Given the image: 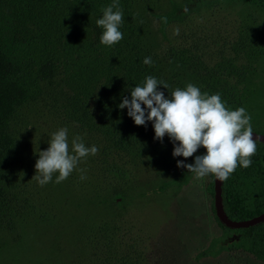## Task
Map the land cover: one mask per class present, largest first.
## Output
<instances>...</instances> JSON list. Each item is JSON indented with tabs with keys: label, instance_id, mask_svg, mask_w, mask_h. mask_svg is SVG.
Segmentation results:
<instances>
[{
	"label": "rangeland",
	"instance_id": "374dc122",
	"mask_svg": "<svg viewBox=\"0 0 264 264\" xmlns=\"http://www.w3.org/2000/svg\"><path fill=\"white\" fill-rule=\"evenodd\" d=\"M130 1L120 7L123 21L132 23L146 47L148 42L152 69L161 68L169 85L165 96L188 83L219 93L226 107H244L253 134L264 136V2L218 0L168 25L163 36L154 15L183 0H140L135 7ZM57 85L43 96L53 109L35 104L22 109L13 168L15 214L0 230V264H264L241 246L221 247L239 240L216 220L215 176L211 185L210 175L190 173L178 187H164L186 171L177 168V160L190 163V157L173 158L167 135L162 142L153 139L142 160H130L106 133L107 141L98 135L95 142L84 109L91 113L100 103L85 102L71 88ZM60 127L68 128L69 141L79 135L98 151L78 164L86 179L74 170L59 183L54 176L40 186L32 179L38 151L48 147L50 134ZM244 188L246 206L256 207L253 188ZM211 247L217 255L199 257Z\"/></svg>",
	"mask_w": 264,
	"mask_h": 264
},
{
	"label": "trees",
	"instance_id": "16d2710c",
	"mask_svg": "<svg viewBox=\"0 0 264 264\" xmlns=\"http://www.w3.org/2000/svg\"><path fill=\"white\" fill-rule=\"evenodd\" d=\"M139 1L130 3L135 7ZM217 1L172 3L167 12L154 15L159 21L160 33L165 36L168 25L182 22L190 13L215 5ZM111 2L0 0V230L5 219L12 220L15 214L11 206L16 197L13 168L20 151L22 109L32 104L53 109L43 98L50 95L51 85L69 87L85 102L93 99L100 103L98 110L91 113L84 109V115L93 123L91 131L96 143L97 136L101 135L105 141L108 139L109 143L128 153L130 160H142L143 154L148 152L154 139L151 123L134 125L127 116V109H118L117 105L122 97H130V88L141 83L145 76L164 80L163 70L158 67L160 71H156L152 64L143 63L144 58L150 56L146 49L148 42L146 47L145 39L132 29L131 22H122L123 38L118 43L110 47L100 43L102 29L95 21ZM128 3V0H119V7L128 6ZM37 35L41 37L39 41L35 38ZM160 90L166 91L161 87ZM62 93L69 100V95ZM54 98L56 101L57 96ZM85 104L83 102L81 106ZM203 151V148L198 149L190 157V163ZM251 159L252 165L248 168L238 165L228 179L222 181L223 211L231 221L249 220L264 212V142L257 140V150ZM190 173L187 169L182 171L180 178L174 177L164 183V187H178L187 181ZM114 175L121 176L117 172ZM120 180L124 182L123 177ZM210 182L212 185L213 175H210ZM245 185L253 188L258 199L254 208L246 206ZM216 220L226 234H238V242L222 248L241 246L264 261V221L233 228L225 226L218 218ZM210 255H217L213 247L200 252L199 257Z\"/></svg>",
	"mask_w": 264,
	"mask_h": 264
},
{
	"label": "clouds",
	"instance_id": "9594fccd",
	"mask_svg": "<svg viewBox=\"0 0 264 264\" xmlns=\"http://www.w3.org/2000/svg\"><path fill=\"white\" fill-rule=\"evenodd\" d=\"M123 12L119 0L102 9V15L95 23L102 29L99 41L104 46H112L123 38L120 26ZM178 32V30H177ZM145 65L152 63L145 57ZM167 82L155 76H145L143 81L130 88V97H122L118 109H127V116L134 125L144 126L151 123L154 139L163 141L167 135L173 145L171 155L193 157L191 163L177 160V168H185L196 178L209 175L219 181L227 180L239 165L248 168L257 150V140L253 139L251 117L244 107L230 109L225 106L219 93L201 92L200 88L188 83L184 88H175L165 96ZM143 106V107H142ZM48 147L38 151L35 162V179L44 186L53 181L59 183L74 171L86 179L85 169L78 168L79 162L98 151L96 145L87 146L81 136L76 135L69 141L68 128L60 127L52 132L47 140Z\"/></svg>",
	"mask_w": 264,
	"mask_h": 264
},
{
	"label": "water",
	"instance_id": "95a60500",
	"mask_svg": "<svg viewBox=\"0 0 264 264\" xmlns=\"http://www.w3.org/2000/svg\"><path fill=\"white\" fill-rule=\"evenodd\" d=\"M259 138L258 141L264 142V136L259 134H253V139ZM222 181H219L215 178V190H214V197H215V210H216V216L217 218L227 227H233V228H241V227H247L254 225L256 223H259L261 221H264V213L260 214L259 216L245 220V221H231L229 220L223 211L222 206Z\"/></svg>",
	"mask_w": 264,
	"mask_h": 264
}]
</instances>
